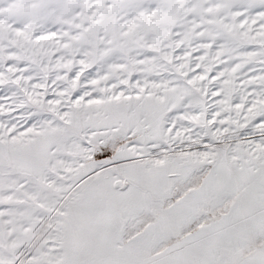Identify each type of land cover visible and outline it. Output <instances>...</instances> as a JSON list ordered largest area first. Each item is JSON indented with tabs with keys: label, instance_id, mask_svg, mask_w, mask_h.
I'll return each mask as SVG.
<instances>
[{
	"label": "snow or ice",
	"instance_id": "6c2138e0",
	"mask_svg": "<svg viewBox=\"0 0 264 264\" xmlns=\"http://www.w3.org/2000/svg\"><path fill=\"white\" fill-rule=\"evenodd\" d=\"M0 264H264V0H0Z\"/></svg>",
	"mask_w": 264,
	"mask_h": 264
}]
</instances>
